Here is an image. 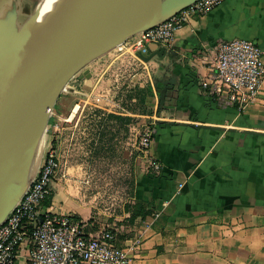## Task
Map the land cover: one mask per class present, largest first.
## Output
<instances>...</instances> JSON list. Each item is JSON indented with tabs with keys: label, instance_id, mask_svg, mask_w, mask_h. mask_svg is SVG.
Listing matches in <instances>:
<instances>
[{
	"label": "crops",
	"instance_id": "crops-1",
	"mask_svg": "<svg viewBox=\"0 0 264 264\" xmlns=\"http://www.w3.org/2000/svg\"><path fill=\"white\" fill-rule=\"evenodd\" d=\"M233 38L251 40L264 51V0H223L178 29L162 58L154 54L146 62L122 50L99 73L98 59L92 61L91 77H77L81 84L96 91L105 70L119 64L124 98L131 92L136 101L146 93L147 112L122 107L120 115L152 127L148 149L135 158L132 201L153 213L129 223L124 206L120 214L75 200L67 179L52 187L51 210L78 217L85 234L115 230L118 246L141 231L133 264H264V83L242 110L218 106L199 87L211 72L216 44ZM161 46L148 43L141 54ZM109 113L102 123L110 121ZM149 160L159 162L158 172ZM27 258L24 248L14 264H28Z\"/></svg>",
	"mask_w": 264,
	"mask_h": 264
},
{
	"label": "water",
	"instance_id": "water-1",
	"mask_svg": "<svg viewBox=\"0 0 264 264\" xmlns=\"http://www.w3.org/2000/svg\"><path fill=\"white\" fill-rule=\"evenodd\" d=\"M194 1L54 0L39 20L44 0H0V195L26 170L24 186L0 209V224L36 175L49 117L69 80L79 72L90 78L87 64ZM166 51L137 56L147 62Z\"/></svg>",
	"mask_w": 264,
	"mask_h": 264
},
{
	"label": "built area",
	"instance_id": "built-area-1",
	"mask_svg": "<svg viewBox=\"0 0 264 264\" xmlns=\"http://www.w3.org/2000/svg\"><path fill=\"white\" fill-rule=\"evenodd\" d=\"M222 1L196 0L116 49L127 50L139 59L137 53L148 43L168 46L178 29L206 15ZM263 83V49L251 40L233 38L216 44L211 72L201 79L199 87L218 106H235L242 110L257 99ZM111 96L108 87L102 93L92 89L88 98L93 99L102 113H109L114 112L112 107L116 106ZM117 106L122 111V106ZM151 135L152 127L145 125L137 140L138 152L148 149ZM147 164L154 172L160 170L158 161L149 160ZM59 166L58 152L48 143L35 177L0 224V264H14L24 248L28 249V264H133L132 256L138 253L143 240L141 231L124 246H118L115 230L103 228L85 234L79 220L70 214L53 212L51 205H43L52 193ZM157 216L158 213H154L152 219Z\"/></svg>",
	"mask_w": 264,
	"mask_h": 264
},
{
	"label": "rangeland",
	"instance_id": "rangeland-1",
	"mask_svg": "<svg viewBox=\"0 0 264 264\" xmlns=\"http://www.w3.org/2000/svg\"><path fill=\"white\" fill-rule=\"evenodd\" d=\"M46 2L44 0L41 10ZM120 51L115 48L110 51L113 56H108V52L106 56L97 58L98 73L104 71ZM120 69L122 66L118 64L105 70L96 88L101 93L111 88V99L116 106L112 107L115 113L110 115H120L121 109L117 105L127 107L133 104V100L130 103L125 101L123 87L127 84L117 76ZM78 75H82L81 72L69 80L67 87L57 97L41 142L44 149L48 143L52 144L59 155L60 166L52 187L56 182L64 183L67 179V183L77 191L75 200L100 209L108 207L121 214L123 206L132 201L136 179V144L144 126L138 124V118L134 115L127 116L128 120L110 117V121L102 123V117L107 112L102 115V110L94 105L93 99L88 98L92 87L81 84ZM126 89H130L129 86ZM129 94L131 92L126 95ZM75 106L76 111L69 119ZM48 137L52 139L51 142L47 141Z\"/></svg>",
	"mask_w": 264,
	"mask_h": 264
},
{
	"label": "trees",
	"instance_id": "trees-1",
	"mask_svg": "<svg viewBox=\"0 0 264 264\" xmlns=\"http://www.w3.org/2000/svg\"><path fill=\"white\" fill-rule=\"evenodd\" d=\"M145 92L141 91L140 93H138L137 96V100L133 101V104L130 103V101L132 100V98L134 97V93H131L129 95H126V99L125 101H129L128 103H130V106L127 105V107H125L126 109H128L131 112H134V110L139 111L141 113H145L147 112L146 109L144 108V102H145ZM126 102V103H127ZM125 103V104H126ZM140 106H143L142 108H140ZM108 117H114L116 119L119 120H128L129 117L127 116H122V115H108ZM51 198H52V193L51 195L46 198L43 201V205L44 206H50L51 205ZM124 210L125 212L128 213V217H127V221L129 223H132L136 218H145L147 215H150L153 213L152 208L151 207H145L143 205V203L138 202V201H131L128 202L124 205ZM71 217L73 219L78 220V217H76L75 215L71 214Z\"/></svg>",
	"mask_w": 264,
	"mask_h": 264
},
{
	"label": "bare ground",
	"instance_id": "bare-ground-1",
	"mask_svg": "<svg viewBox=\"0 0 264 264\" xmlns=\"http://www.w3.org/2000/svg\"><path fill=\"white\" fill-rule=\"evenodd\" d=\"M53 2L54 0H47V2L43 6V9L41 10V16L39 15L38 17L39 20H43L45 18L46 13L49 11ZM36 55H41V54L38 53ZM25 182H26V170H23L21 172V175L17 177L15 184L11 188H5L1 190L0 209L22 189Z\"/></svg>",
	"mask_w": 264,
	"mask_h": 264
}]
</instances>
